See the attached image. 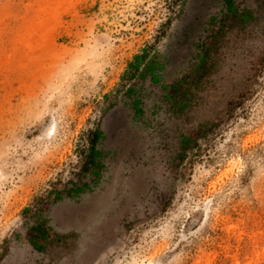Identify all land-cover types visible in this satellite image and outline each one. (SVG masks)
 I'll return each mask as SVG.
<instances>
[{
  "label": "rangeland",
  "instance_id": "rangeland-1",
  "mask_svg": "<svg viewBox=\"0 0 264 264\" xmlns=\"http://www.w3.org/2000/svg\"><path fill=\"white\" fill-rule=\"evenodd\" d=\"M235 2L255 20L179 111L165 87L225 0H0V264H264V0ZM144 49L158 83L132 78Z\"/></svg>",
  "mask_w": 264,
  "mask_h": 264
},
{
  "label": "trees",
  "instance_id": "trees-1",
  "mask_svg": "<svg viewBox=\"0 0 264 264\" xmlns=\"http://www.w3.org/2000/svg\"><path fill=\"white\" fill-rule=\"evenodd\" d=\"M225 4V11L222 13V16H213L208 21L210 34L207 37L208 39L203 41L199 47L198 58L195 68L190 73V78L184 77L165 87V98L170 102L174 110H186L191 98L189 89L202 82L204 70L212 63L216 51H219L226 42V35L229 31H233L239 36L247 29L248 24L256 18L252 9L240 8L235 0H225ZM131 66L133 72L131 73L132 78L137 76L150 77L152 82L158 83L161 80L160 70L164 68V63L161 61L159 53L151 54L148 49H144L141 54L135 56ZM187 87L189 88L187 89ZM128 90L131 91V87ZM140 102L137 99L134 102L135 116L141 111L139 108ZM103 137L104 133L100 126L90 132V145L82 166V171L85 174H92L96 177L101 174L100 168L104 164L102 158L103 151L99 148V143ZM196 142L194 137L183 134L181 137L182 152L186 153ZM74 190L81 193L86 190V187H80L75 184L73 188L69 189L70 194H73ZM29 230L31 243L37 249L41 248L38 245L39 237L51 231L50 228H45L40 223L32 225Z\"/></svg>",
  "mask_w": 264,
  "mask_h": 264
}]
</instances>
